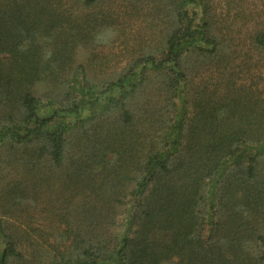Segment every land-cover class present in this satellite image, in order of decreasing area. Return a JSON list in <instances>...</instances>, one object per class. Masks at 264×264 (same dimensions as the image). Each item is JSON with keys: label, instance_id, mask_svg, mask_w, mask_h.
<instances>
[{"label": "trees", "instance_id": "1", "mask_svg": "<svg viewBox=\"0 0 264 264\" xmlns=\"http://www.w3.org/2000/svg\"><path fill=\"white\" fill-rule=\"evenodd\" d=\"M262 66L264 0H0V264H264Z\"/></svg>", "mask_w": 264, "mask_h": 264}, {"label": "rangeland", "instance_id": "2", "mask_svg": "<svg viewBox=\"0 0 264 264\" xmlns=\"http://www.w3.org/2000/svg\"><path fill=\"white\" fill-rule=\"evenodd\" d=\"M222 2H223V4H224V1H222ZM225 2H226V0H225ZM224 7H226V4L224 5ZM224 7H223V8H224ZM262 17H263V15H262ZM262 17H261V16L254 15V21H255V22H259V21L262 19ZM114 49H115V48H113L112 51H114ZM116 54H117V53H116ZM114 68H115V65H110V66L103 67L102 69H99L98 72L100 73L101 76H105V75H107L109 72H112V70H113ZM258 73H261V75L264 76V66H262V67L260 68V70L257 69V70L255 71V74H256V75H258ZM123 214H124V212H123L121 215L118 216V218H117V223H116V225H115V227H114V230H115V232H117V233H119L120 230H121L122 227H123V222H124Z\"/></svg>", "mask_w": 264, "mask_h": 264}]
</instances>
